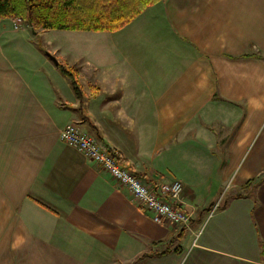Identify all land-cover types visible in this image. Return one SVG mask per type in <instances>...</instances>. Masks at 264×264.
Returning a JSON list of instances; mask_svg holds the SVG:
<instances>
[{
  "label": "crops",
  "instance_id": "0c3cea01",
  "mask_svg": "<svg viewBox=\"0 0 264 264\" xmlns=\"http://www.w3.org/2000/svg\"><path fill=\"white\" fill-rule=\"evenodd\" d=\"M49 30L40 48L0 22V264H264V0H160L116 31ZM70 122L144 183L180 181L189 227L153 222L60 139Z\"/></svg>",
  "mask_w": 264,
  "mask_h": 264
},
{
  "label": "trees",
  "instance_id": "16d2710c",
  "mask_svg": "<svg viewBox=\"0 0 264 264\" xmlns=\"http://www.w3.org/2000/svg\"><path fill=\"white\" fill-rule=\"evenodd\" d=\"M159 1L0 0V22L6 18H16L29 27L30 21L35 31L41 29L116 31L130 23L148 6ZM58 66L70 79L76 95L81 99L82 93L75 72L63 64ZM254 184L257 185V182L250 180L245 187H253Z\"/></svg>",
  "mask_w": 264,
  "mask_h": 264
},
{
  "label": "built area",
  "instance_id": "2783aa9c",
  "mask_svg": "<svg viewBox=\"0 0 264 264\" xmlns=\"http://www.w3.org/2000/svg\"><path fill=\"white\" fill-rule=\"evenodd\" d=\"M17 20L21 22L20 19ZM59 137L64 143L76 148L86 158L100 165L120 185L127 188L138 206L151 214L153 222L189 227L190 214L181 207L182 183L180 181H164L153 185L144 183L79 123H67L61 129ZM215 208L216 205L212 211Z\"/></svg>",
  "mask_w": 264,
  "mask_h": 264
},
{
  "label": "rangeland",
  "instance_id": "374dc122",
  "mask_svg": "<svg viewBox=\"0 0 264 264\" xmlns=\"http://www.w3.org/2000/svg\"><path fill=\"white\" fill-rule=\"evenodd\" d=\"M14 19V23H15V27H18V25H20V24H22V25H25V26H27L28 27V25H26L24 22H19L16 18H13ZM37 31H39V30H37ZM53 33H51V31L48 29V30H46V32L45 33H35V34H33L34 36H33V41H34V43H36L37 44V46L38 47H52V45L54 44V35H52ZM19 44L20 45H24L25 43L23 42V41H20L19 42ZM224 193L225 192H223L221 195H219L218 197V199L217 200H215L216 202L215 203H218V204H220V202L222 201V199H224Z\"/></svg>",
  "mask_w": 264,
  "mask_h": 264
},
{
  "label": "water",
  "instance_id": "95a60500",
  "mask_svg": "<svg viewBox=\"0 0 264 264\" xmlns=\"http://www.w3.org/2000/svg\"><path fill=\"white\" fill-rule=\"evenodd\" d=\"M28 24H29V27H30L31 32H32V33H36V31H35V29L33 28V26H32V24H31L30 21H28ZM44 52H45V54H46L51 60H53L55 63H57L56 58H55L52 54H50V53H49L48 51H46V50H44Z\"/></svg>",
  "mask_w": 264,
  "mask_h": 264
}]
</instances>
